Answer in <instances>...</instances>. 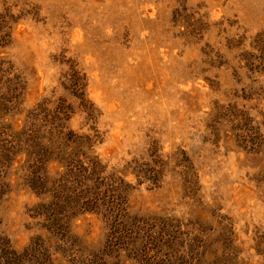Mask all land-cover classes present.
Listing matches in <instances>:
<instances>
[{"label":"rangeland","instance_id":"rangeland-1","mask_svg":"<svg viewBox=\"0 0 264 264\" xmlns=\"http://www.w3.org/2000/svg\"><path fill=\"white\" fill-rule=\"evenodd\" d=\"M0 264H264V0H0Z\"/></svg>","mask_w":264,"mask_h":264},{"label":"trees","instance_id":"trees-1","mask_svg":"<svg viewBox=\"0 0 264 264\" xmlns=\"http://www.w3.org/2000/svg\"><path fill=\"white\" fill-rule=\"evenodd\" d=\"M161 167H163V166L161 165ZM138 173H139V172H137L136 176L140 175V173H139V174H138ZM144 173H145V174H144ZM141 175H143V177H148V171L145 170V172H142ZM145 179H147V178H145Z\"/></svg>","mask_w":264,"mask_h":264}]
</instances>
